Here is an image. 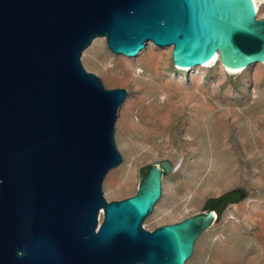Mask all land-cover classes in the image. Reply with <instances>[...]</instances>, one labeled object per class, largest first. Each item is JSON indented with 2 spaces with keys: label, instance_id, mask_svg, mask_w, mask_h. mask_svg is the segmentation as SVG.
I'll return each mask as SVG.
<instances>
[{
  "label": "water",
  "instance_id": "obj_1",
  "mask_svg": "<svg viewBox=\"0 0 264 264\" xmlns=\"http://www.w3.org/2000/svg\"><path fill=\"white\" fill-rule=\"evenodd\" d=\"M100 35L128 56L171 44L181 66L264 62L254 0H0V264H185L217 218L144 227L168 159L140 168L134 194L104 195L128 91L83 64Z\"/></svg>",
  "mask_w": 264,
  "mask_h": 264
},
{
  "label": "rangeland",
  "instance_id": "obj_2",
  "mask_svg": "<svg viewBox=\"0 0 264 264\" xmlns=\"http://www.w3.org/2000/svg\"><path fill=\"white\" fill-rule=\"evenodd\" d=\"M260 2L261 16H264V0ZM97 39H103L105 44L94 48V44H98L94 41L87 46L82 54L83 64L99 74L107 87H125L133 96L135 89L122 77L121 57L124 55L108 47L105 35ZM170 64H161L160 74L155 75L150 69L143 70L140 61L135 60L134 68L138 74L142 73L140 104L150 103L166 93L184 113L175 115L168 126L156 124L158 129L151 132L135 124L120 129L118 119L115 137L123 161L108 174L114 175V183L105 180L104 195L111 200L134 194L141 182V167L168 159L167 154L176 149L182 152L186 119L204 101L211 134L206 157L196 167L193 160L200 153L185 149V163L178 170L164 173L163 194L143 225L154 229L163 223L182 220L207 210L211 199L235 193L237 199L227 203L199 236L187 264H264V185L258 182L259 177L264 178V150L255 137V121L259 120L260 126H264V75L256 81L252 69L227 72L225 79H220L217 66L212 64L197 88L190 72L180 71L173 61ZM137 110L132 115L134 120L140 116ZM220 114L225 118L218 120ZM220 120L233 127L234 153L223 151L219 146L217 125ZM234 120L248 133L253 144L251 149L240 145L235 136L237 129L232 124ZM220 172L228 178L227 182L218 183Z\"/></svg>",
  "mask_w": 264,
  "mask_h": 264
},
{
  "label": "bare ground",
  "instance_id": "obj_3",
  "mask_svg": "<svg viewBox=\"0 0 264 264\" xmlns=\"http://www.w3.org/2000/svg\"><path fill=\"white\" fill-rule=\"evenodd\" d=\"M255 2V7L257 9V14L260 17L261 16V7H260V0H254ZM97 37L93 39L91 44L98 43L97 45L94 44V48H98V45H104L105 42L103 39L101 40H96ZM89 44L88 46H90ZM172 48L173 46L170 45H158L154 43V41L149 40L146 44V46L135 56H128L125 54H122L124 56L121 57L122 61V77L124 80H126L130 85L131 88L135 89V93L132 96L131 93H127L126 98L122 102L119 111H118V116L116 123L119 119L118 126L120 129H126L130 125H137L139 127H142L143 129L151 132L153 130L158 129L156 124L168 126L167 124H171L173 122V117L177 114H183L182 109H179L177 105L175 104L174 100L169 96L168 94L162 93L159 98L154 99L150 101V103H146L143 101L142 104H140V101L142 100L140 90H141V85L139 83L140 81V75L142 73L137 72V70L134 68V62L135 60L140 61L141 65L140 67L144 69H150L151 72L155 75L160 74L159 71V66L161 64H170L173 61L172 58ZM134 57V58H131ZM173 64L175 65L176 68H178L180 71L183 72H190L191 78L195 81L197 88L199 87V83L204 80L205 74L208 72L209 65H216L219 72H218V77L220 79H223L226 75L227 72H239L242 70H252L254 71V77L256 81H259L262 76L264 75V62L262 61H257L253 64H250L246 67H231L228 65H225L221 61L220 57V52L217 51L215 55L213 56L212 59L200 63L198 65L194 66H181V65H176L174 62ZM171 66V64H170ZM184 78V76H182ZM225 79V78H224ZM170 81V80H169ZM183 80L181 79L180 84ZM168 84V83H167ZM200 90V89H199ZM198 90V91H199ZM255 94L257 93L256 91L254 92ZM158 95V94H157ZM167 97V98H166ZM188 97V96H187ZM163 98H166L164 101H162ZM184 100V99H183ZM207 102V101H206ZM185 104V103H184ZM197 111L195 113H192L191 116L187 117V121L185 124V132L184 134L186 135L185 138L183 139V151L175 150L173 152H170L167 154L168 160L171 161L173 164V169L172 170H178L177 168L181 167L185 163L186 159V150H196L199 152V157L193 160V165L198 167L203 160L206 157V150L208 147V140L211 136L210 134V129L209 125L207 123V106L204 101H201L198 106H197ZM138 109L140 110V116L138 120H134L132 115L134 113V110ZM137 110V111H138ZM209 111V110H208ZM120 117V118H119ZM224 116L220 114L218 116V120L220 118H223ZM176 118V117H175ZM174 118V119H175ZM225 118V117H224ZM224 120V119H223ZM223 120H220L218 125H217V132L220 137V143L219 146L221 150L223 151H233V142L231 141V136H232V129L231 125H227L226 122ZM259 120L255 121V129L257 135H255L257 141L261 144L262 150H264V126H260V123L258 122ZM262 121V120H261ZM234 124V127L237 129L235 136L238 138L240 145L242 148L246 149H251L253 144L251 143V140L249 138V135L247 132L243 131L239 126L237 120H234L232 122ZM136 128V127H135ZM115 129H116V124H115ZM144 131V130H143ZM171 146V144H169ZM123 161V159H122ZM121 161V162H122ZM120 162V163H121ZM120 163L117 165L113 166L105 175L104 180H103V185L105 183V180L108 183H114V175H108L112 169L117 167ZM136 170V168H135ZM222 172L217 177L218 183H225L227 182L228 178L222 176ZM258 182L262 185H264V178L261 176L258 178ZM215 217H218V214L216 211H213ZM193 256V255H192ZM191 256V257H192ZM190 257V258H191ZM189 258V259H190ZM188 259V260H189ZM188 260L186 261L185 264H187ZM140 264V263H139ZM143 264V263H142Z\"/></svg>",
  "mask_w": 264,
  "mask_h": 264
},
{
  "label": "trees",
  "instance_id": "obj_4",
  "mask_svg": "<svg viewBox=\"0 0 264 264\" xmlns=\"http://www.w3.org/2000/svg\"><path fill=\"white\" fill-rule=\"evenodd\" d=\"M234 194L235 193H224L211 199L208 203V209H216L218 213H220L227 203L232 202L237 198Z\"/></svg>",
  "mask_w": 264,
  "mask_h": 264
},
{
  "label": "flooded vegetation",
  "instance_id": "obj_5",
  "mask_svg": "<svg viewBox=\"0 0 264 264\" xmlns=\"http://www.w3.org/2000/svg\"><path fill=\"white\" fill-rule=\"evenodd\" d=\"M237 199V198H236Z\"/></svg>",
  "mask_w": 264,
  "mask_h": 264
}]
</instances>
